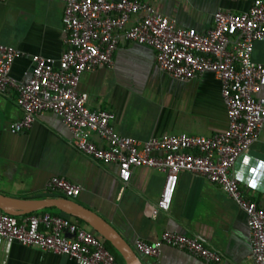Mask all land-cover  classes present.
<instances>
[{
	"label": "crops",
	"instance_id": "1",
	"mask_svg": "<svg viewBox=\"0 0 264 264\" xmlns=\"http://www.w3.org/2000/svg\"><path fill=\"white\" fill-rule=\"evenodd\" d=\"M147 1L177 26L204 32L218 9L240 14L248 11L254 0ZM63 6L58 0L0 1V44L21 53L11 65L12 79L19 83L27 80L33 56L59 59L66 47ZM252 59L264 65V41L254 43ZM77 90L87 95L88 110L112 115L111 125L117 134L140 141L180 134L209 137L227 127L220 83L212 74L188 82L174 80L157 68L154 51L144 45H120L112 65L81 75ZM259 96H264V89ZM16 97L15 90L0 93L1 195L23 201L65 198L47 187L51 177H63L81 188L72 200L110 223L132 248L137 240L153 243L170 231L197 239L219 254L221 261L216 264L251 263L246 216L218 186L182 171L169 210L152 214L164 184L163 173L136 168L129 182L122 184L114 166L72 147L66 127L49 112L37 117L28 130L11 133V124L23 116ZM93 141L103 145L97 137ZM234 175L243 195L264 209V124ZM140 258L144 264H207L168 246L162 247L157 258ZM0 264L77 263L0 240Z\"/></svg>",
	"mask_w": 264,
	"mask_h": 264
},
{
	"label": "built area",
	"instance_id": "2",
	"mask_svg": "<svg viewBox=\"0 0 264 264\" xmlns=\"http://www.w3.org/2000/svg\"><path fill=\"white\" fill-rule=\"evenodd\" d=\"M58 1L64 5L61 22L66 47L57 61L33 56L27 80L19 83L9 73L21 53L0 44V93L15 90L23 113L10 132L28 130L37 117L49 112L66 127L72 147L114 166L122 184L129 182L136 168L160 171L164 184L152 214L169 210L180 172L206 179L243 211L250 234V264H264V209L243 195L234 175L264 124V96H259L264 89V65L252 59L254 43L264 41V0H254L240 14L218 9L204 32L177 26L147 0ZM126 42L151 48L157 68L179 82L212 74L220 83L226 129L209 137L180 134L140 141L117 134L109 112L88 110L87 95L77 90L81 75L110 67L114 52ZM93 137L103 145H97ZM47 187L68 199L81 191L58 176L51 177ZM60 214L52 208L17 218L0 211V240L64 256L77 264H119L96 232ZM163 246L207 264L221 261L219 254L197 239L170 231L153 243L137 240L133 249L142 257L157 258Z\"/></svg>",
	"mask_w": 264,
	"mask_h": 264
},
{
	"label": "water",
	"instance_id": "3",
	"mask_svg": "<svg viewBox=\"0 0 264 264\" xmlns=\"http://www.w3.org/2000/svg\"><path fill=\"white\" fill-rule=\"evenodd\" d=\"M57 209L61 213L83 222L96 232L119 254L124 264H144L135 250L122 238L118 231L93 211L79 205L72 199L54 198L23 201L0 194V211L14 217L32 214L45 209Z\"/></svg>",
	"mask_w": 264,
	"mask_h": 264
},
{
	"label": "trees",
	"instance_id": "4",
	"mask_svg": "<svg viewBox=\"0 0 264 264\" xmlns=\"http://www.w3.org/2000/svg\"><path fill=\"white\" fill-rule=\"evenodd\" d=\"M52 209H48V210H45L47 212L51 211ZM44 212V211H43ZM60 216L64 217V218H67V219H73L71 218L70 216H67L63 213L60 214ZM73 221L77 222L79 225L81 224H84L83 222L77 220V219H73ZM105 246L106 248L114 255L116 261L119 263V264H124L123 260L121 259V257L119 256V254L110 246L109 243L105 242Z\"/></svg>",
	"mask_w": 264,
	"mask_h": 264
}]
</instances>
